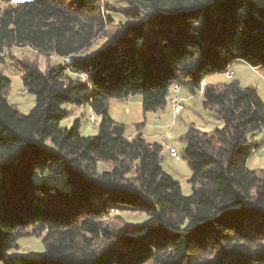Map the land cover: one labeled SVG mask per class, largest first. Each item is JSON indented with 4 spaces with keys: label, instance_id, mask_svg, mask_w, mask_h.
<instances>
[{
    "label": "trees",
    "instance_id": "obj_1",
    "mask_svg": "<svg viewBox=\"0 0 264 264\" xmlns=\"http://www.w3.org/2000/svg\"><path fill=\"white\" fill-rule=\"evenodd\" d=\"M113 1L126 3L123 21L121 6L103 0H0V263L264 264V170L247 166L264 101L233 78L205 84L236 61L264 69V0ZM99 40L108 43L90 52ZM13 47L64 59L44 71L20 61L35 96L27 114L7 97ZM203 82V106L223 126L184 134L186 196L163 168V145L140 124L128 136L110 101L142 95L144 112H156L173 84L196 95ZM66 105L89 106L98 133L82 136L79 120L62 125ZM113 210L154 222L116 228ZM28 228L44 243L39 256L17 253Z\"/></svg>",
    "mask_w": 264,
    "mask_h": 264
},
{
    "label": "rangeland",
    "instance_id": "obj_2",
    "mask_svg": "<svg viewBox=\"0 0 264 264\" xmlns=\"http://www.w3.org/2000/svg\"><path fill=\"white\" fill-rule=\"evenodd\" d=\"M104 2L112 4L117 10L114 17L117 21H123L126 3L123 1L103 0ZM261 4V0H258ZM107 40L97 41L91 48L90 52H95L98 48L104 46ZM20 61L36 62L39 68L44 71L48 65H58L64 62V59L52 54L45 55L33 50L30 47H13L5 50V75L11 79V87L8 91V101L14 105L21 113L27 114L35 106V96L27 92L23 85L24 70L20 65ZM241 65V64H240ZM232 73L236 80H239L243 86H254L257 88L259 94L264 96V69L254 70L247 65L238 68H232ZM223 74L214 75L210 78V84H220L228 82ZM233 80V79H232ZM23 92V94H22ZM181 97L185 98L183 104L184 109L174 122L170 103L164 108V112H144L142 107V95L133 96L131 102L132 113L127 114V107L113 106L111 117L116 121L126 126V134L133 132L136 129V124L147 135L150 142H157L163 145V168L172 175V177L181 183L183 194L189 196L192 194V186L189 183L191 177V169L185 157L186 144L183 141L184 134L193 125L204 131H211L214 128L222 127L223 123L209 116V112L203 106V97L197 92L196 95L191 93L186 86L182 87ZM263 99V98H262ZM115 101V100H112ZM264 101V100H263ZM113 103V102H112ZM69 109V116L63 120L62 125L71 127L76 120L80 121L79 133L82 136L96 135L99 130L101 117L95 114L89 106L87 107H73L66 105ZM94 117L96 122L90 120ZM166 136L167 140H163ZM256 140L259 143L258 148L253 152L248 160L247 166L251 170H264V130L256 133ZM169 146V147H168ZM173 146L177 149L178 157H172L169 149ZM103 167V163L99 164V169ZM64 174L55 176V182L59 185L64 184ZM117 212V213H116ZM118 215L121 218H118ZM123 220L132 224L152 223L154 219L144 213H136L130 210H116L112 211L110 217L107 218L108 223L121 228L124 223ZM19 251L28 256H39L44 251V243L41 237L32 235V228H28V233L18 240ZM3 264V263H0Z\"/></svg>",
    "mask_w": 264,
    "mask_h": 264
},
{
    "label": "built area",
    "instance_id": "obj_3",
    "mask_svg": "<svg viewBox=\"0 0 264 264\" xmlns=\"http://www.w3.org/2000/svg\"><path fill=\"white\" fill-rule=\"evenodd\" d=\"M224 76L227 79H232L233 74L231 69L229 68L225 73ZM204 87L205 84H203L199 87L198 92L202 95L204 93ZM181 86L179 84H173L171 87V111L174 118V122L178 118V116L182 113L184 109V104L182 98L179 96ZM23 93V92H22ZM171 156L172 157H178L177 149L173 146H171Z\"/></svg>",
    "mask_w": 264,
    "mask_h": 264
},
{
    "label": "crops",
    "instance_id": "obj_4",
    "mask_svg": "<svg viewBox=\"0 0 264 264\" xmlns=\"http://www.w3.org/2000/svg\"><path fill=\"white\" fill-rule=\"evenodd\" d=\"M242 66H245V65H247L249 68H250V66L248 65V64H246L245 62H243V61H236V62H234L233 63V65L231 66V69L234 67L235 69L236 68H238V67H240L241 65ZM255 70V69H254ZM231 71H233V70H231ZM233 74V79H235V77H234V73H232ZM214 75H212V76H209V77H207L206 78V81H205V84L207 83H210V78H212ZM184 86H186V87H188L187 85H184ZM184 86H182V87H184ZM182 87H181V90H180V92H179V95H181V92H182ZM189 88V87H188ZM190 89V88H189ZM190 91H191V93H193L192 92V90L190 89ZM260 96L263 98V100H264V96L260 93ZM181 97V96H180ZM133 96H131V97H129V98H127V99H125V100H115V99H113V100H115V101H110V109H109V112H110V114L112 115V112H111V109H112V104H113V106H120L121 108H123L124 106H126L127 107V114L128 115H130L131 113H132V109L130 108L131 107V102L133 101ZM182 98V100H183V102H184V100H185V98H183V97H181ZM113 102V103H112ZM168 102H169V99H168ZM170 103V102H169ZM168 106V103H167V105L164 107V108H166ZM170 106H171V104H170ZM164 108H162V109H159L160 111L162 110L163 112H164ZM156 111L155 113H158V112H160V111ZM209 116L212 118L213 116H212V114L211 113H209ZM112 117H114L113 115H112ZM137 125V124H136ZM137 133V128L133 131V132H131V133H129V134H127L128 136H133V135H135ZM142 133H143V131H142ZM144 134V136L147 138V135L145 134V133H143ZM147 140H148V138H147ZM163 140H167V138H166V136H163ZM149 141V140H148ZM169 147V146H168ZM170 149H171V147H170ZM170 149H169V152H170Z\"/></svg>",
    "mask_w": 264,
    "mask_h": 264
},
{
    "label": "bare ground",
    "instance_id": "obj_5",
    "mask_svg": "<svg viewBox=\"0 0 264 264\" xmlns=\"http://www.w3.org/2000/svg\"><path fill=\"white\" fill-rule=\"evenodd\" d=\"M67 61H70V59H66ZM23 94V93H22ZM169 102H170V104H171V88H170V98H169ZM90 120L91 121H93V122H96L95 121V119H94V117H90ZM170 154H171V149H170ZM114 212L116 211V210H113ZM117 213V212H116Z\"/></svg>",
    "mask_w": 264,
    "mask_h": 264
}]
</instances>
